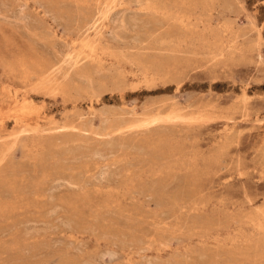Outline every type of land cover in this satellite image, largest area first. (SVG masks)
I'll return each instance as SVG.
<instances>
[{"label": "rangeland", "instance_id": "obj_1", "mask_svg": "<svg viewBox=\"0 0 264 264\" xmlns=\"http://www.w3.org/2000/svg\"><path fill=\"white\" fill-rule=\"evenodd\" d=\"M0 264H264V0H0Z\"/></svg>", "mask_w": 264, "mask_h": 264}, {"label": "bare ground", "instance_id": "obj_2", "mask_svg": "<svg viewBox=\"0 0 264 264\" xmlns=\"http://www.w3.org/2000/svg\"><path fill=\"white\" fill-rule=\"evenodd\" d=\"M116 1V0H115ZM104 2V1H103ZM113 2V1H112ZM176 2V1H175ZM174 2V3H175ZM181 2V1H180ZM100 4H102V3H100ZM108 4H109V2H108ZM176 4V3H175ZM182 4H184V2L182 3ZM191 4V3H190ZM97 5H99V4H97ZM105 5V4H104ZM94 7H95V5H93ZM182 6V5H181ZM189 6V5H188ZM98 6H96V9H97V14L101 11V8L99 7V8H97ZM183 7V6H182ZM227 7L229 8V6L227 5ZM226 7V8H227ZM110 8V7H109ZM187 8V7H186ZM185 8V9H186ZM95 9V10H96ZM104 9V8H103ZM103 9H102V11H103ZM183 8H181V10H182ZM95 10H94V12H95ZM106 10V9H105ZM184 10V9H183ZM187 10H188V8H187ZM102 11H101V14H102ZM106 12V11H105ZM171 12V11H170ZM189 12H187V14H188ZM100 14V15H101ZM105 14V13H104ZM103 14V15H104ZM177 14V13H176ZM186 14V16H188ZM185 15V14H184ZM190 15V14H189ZM95 16V15H94ZM105 16V15H104ZM94 18V17H93ZM93 18H92V20H93ZM181 18H182V16H181ZM180 19V18H179ZM187 19H188V17H187ZM186 19V20H187ZM189 19H190V17H189ZM183 20V19H182ZM171 21V20H170ZM178 22V21H177ZM180 24V23H179ZM178 24V25H179ZM183 24V23H182ZM181 25V24H180ZM252 26V25H251ZM250 26V27H251ZM176 27V26H175ZM85 28V27H84ZM87 31V30H86ZM86 33V32H85ZM85 35V34H84ZM88 41V40H87ZM84 43H85V41H84ZM86 44V43H85ZM88 44H90V43H88ZM217 47V46H216ZM234 47L235 46H233V50H234ZM90 48V47H89ZM92 48V47H91ZM35 70L31 73L32 74V76H34V78L36 79V83H35V87H40L41 89H42V91H43V89H45V88H51V89H53V90H55V91H65V90H63L64 88H63V85L61 84V83H58V84H52V82H54L53 81V79H51L50 78V76H49V72L47 71L48 69H45V66L43 65V66H37V67H35L34 68ZM26 75H28V74H26ZM52 93V92H51ZM121 129H123V126L122 125H120V126H115L114 128H110V129H108V132H107V134L106 135H112V134H121V133H123V132H125V131H121ZM33 130V129H32ZM106 135H104V136H106ZM107 136V137H108ZM110 137V136H109ZM145 186V185H144ZM142 191V190H141ZM148 197V196H147Z\"/></svg>", "mask_w": 264, "mask_h": 264}]
</instances>
